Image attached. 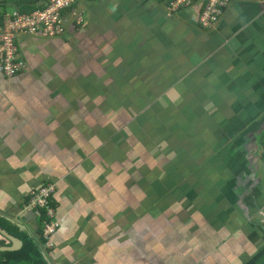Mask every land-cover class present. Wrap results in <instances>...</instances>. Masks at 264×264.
<instances>
[{
	"label": "crops",
	"instance_id": "0c3cea01",
	"mask_svg": "<svg viewBox=\"0 0 264 264\" xmlns=\"http://www.w3.org/2000/svg\"><path fill=\"white\" fill-rule=\"evenodd\" d=\"M206 3L170 16L168 0H79L63 36L18 40L25 69L0 73V227L15 251L21 233L46 264H264V6L229 0L202 30ZM45 5L0 0V30ZM193 77L211 81L204 98L178 108ZM48 184L52 219L32 205ZM44 220L59 226L51 246Z\"/></svg>",
	"mask_w": 264,
	"mask_h": 264
},
{
	"label": "built area",
	"instance_id": "2783aa9c",
	"mask_svg": "<svg viewBox=\"0 0 264 264\" xmlns=\"http://www.w3.org/2000/svg\"><path fill=\"white\" fill-rule=\"evenodd\" d=\"M79 0H46L45 9L36 12L31 16L17 17L8 20L3 30H0V73L6 77H15L26 67V61L22 57L18 40L22 37L39 36L43 39H53L63 36L65 33V22L63 13L71 10ZM264 6V0H260ZM193 0H168L166 5L170 13H178L181 9L190 8ZM229 0H207L204 10L197 19V25L202 30L213 29L222 16L223 10L228 5ZM183 9V10H184ZM77 26L84 25V17L78 15ZM52 184L42 186L36 193L32 205L34 208H46L48 219L54 217L53 210L48 206L50 201ZM58 223L53 220H44V237L48 240L46 245L51 246V236L58 228Z\"/></svg>",
	"mask_w": 264,
	"mask_h": 264
},
{
	"label": "trees",
	"instance_id": "16d2710c",
	"mask_svg": "<svg viewBox=\"0 0 264 264\" xmlns=\"http://www.w3.org/2000/svg\"><path fill=\"white\" fill-rule=\"evenodd\" d=\"M264 138V133L257 136L256 143L262 144L261 139ZM48 206L51 207L50 201L48 203ZM41 211V215H43L42 211H47V209L39 208ZM7 225L9 226L10 223L7 221ZM19 230V229H18ZM17 230V231H18ZM22 239H24L25 244L19 251L15 252H7L4 255H6L7 258H4L3 256H0V264H46L44 262V259L41 256V249L38 247V245L31 240V238H27L25 235L19 233Z\"/></svg>",
	"mask_w": 264,
	"mask_h": 264
},
{
	"label": "rangeland",
	"instance_id": "374dc122",
	"mask_svg": "<svg viewBox=\"0 0 264 264\" xmlns=\"http://www.w3.org/2000/svg\"><path fill=\"white\" fill-rule=\"evenodd\" d=\"M168 14L170 15V16H173V15H175V13H170V11H168ZM190 76H192V75H190V73H188V74H186V76H185V78H189ZM181 81L180 80H177L176 78H170L169 79V83H171L172 84V87H174V86H176L178 83H180ZM209 82H211V81H203V80H198V81H196L195 79H194V77L193 78H191L190 80H188V84H186V86L189 88V96H187V95H184V96H182L181 97V99H180V101H176L175 103H174V105H176L178 108H181V107H183L184 109H187L188 108V103L186 102V99L188 98V97H190L191 98V101L192 102H197V101H199V100H201L202 98H204V96L203 95H199V94H197L198 93V84H202V83H209ZM223 85H224V81H223ZM232 86V85H231ZM198 87V88H197ZM191 88H197L196 90H197V92L196 93H194V92H192L191 91ZM187 96V97H186ZM208 97V96H207ZM160 99V102H162V101H166V100H168L169 102H171V100L173 99V95H169V96H160V97H158L157 98V100H159ZM187 112V111H186ZM143 113V112H142ZM142 113H138V114H136L134 117H132L131 119H130V121L129 122H127V125L125 126V127H123V128H121L119 131H118V133H117V137H121L122 135H123V131L124 130H127V128H129L141 115H142ZM158 114V113H157ZM152 115H153V113H152ZM142 119V118H141ZM148 119V118H147ZM139 121V120H138ZM146 123V126L148 125V122L146 121L145 122ZM132 137H135V135H131ZM52 186V188H51V191H53L54 192V190H55V185H51Z\"/></svg>",
	"mask_w": 264,
	"mask_h": 264
},
{
	"label": "water",
	"instance_id": "95a60500",
	"mask_svg": "<svg viewBox=\"0 0 264 264\" xmlns=\"http://www.w3.org/2000/svg\"><path fill=\"white\" fill-rule=\"evenodd\" d=\"M253 140H255V137H254ZM254 144H255V146L258 145L256 143V141H254ZM31 214H34V212H31ZM28 218H29V216H28ZM0 234H2L6 239H8V240H10L12 242V246L11 247H0V252L1 251H15V250H18V247L20 246V243H21L20 240L16 239L14 236L9 234L6 230L2 229L1 227H0Z\"/></svg>",
	"mask_w": 264,
	"mask_h": 264
},
{
	"label": "clouds",
	"instance_id": "9594fccd",
	"mask_svg": "<svg viewBox=\"0 0 264 264\" xmlns=\"http://www.w3.org/2000/svg\"><path fill=\"white\" fill-rule=\"evenodd\" d=\"M179 13V12H178Z\"/></svg>",
	"mask_w": 264,
	"mask_h": 264
}]
</instances>
